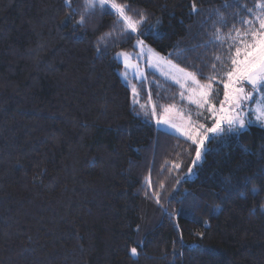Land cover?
I'll list each match as a JSON object with an SVG mask.
<instances>
[{
	"label": "trees",
	"instance_id": "obj_1",
	"mask_svg": "<svg viewBox=\"0 0 264 264\" xmlns=\"http://www.w3.org/2000/svg\"><path fill=\"white\" fill-rule=\"evenodd\" d=\"M259 1L117 0L148 15L144 44L204 83L224 59L216 29ZM92 12L0 0V264H264V127L213 141L189 176L196 146L156 119L192 105L153 70L135 102L116 55L136 41L98 52L118 17Z\"/></svg>",
	"mask_w": 264,
	"mask_h": 264
},
{
	"label": "snow or ice",
	"instance_id": "obj_2",
	"mask_svg": "<svg viewBox=\"0 0 264 264\" xmlns=\"http://www.w3.org/2000/svg\"><path fill=\"white\" fill-rule=\"evenodd\" d=\"M71 4V0H66ZM87 5L93 10L99 7L103 14H115L118 19L112 25L109 32L100 35L96 40V49L101 51V45L107 49V40L111 39L113 44L117 42L129 43L133 39L136 43L134 48H141L144 40L140 37L148 35L153 26L148 25V15L143 10L133 8L131 3H119L117 0H86ZM260 11H247L253 15V19L241 16L237 28L235 24L231 26L227 34H221V29L217 28L215 39L221 44L226 43L224 59L216 58L217 63L223 67V71L217 70V63L211 65L213 75L205 77V83H201L196 73H186L185 83L191 82L195 87L188 89L193 95L187 97L196 105L195 115L203 119L205 123L193 122L189 127L170 124L167 118L171 109H165L163 123L173 129L183 132L188 140L195 145V159L188 169V175L193 174V169L202 167L210 149L206 146V141L210 138L213 141L224 139L229 133L239 135L248 125L253 123L252 116L255 113L256 121L264 126V3L258 5ZM129 13H132L131 15ZM74 19V17H71ZM81 28L85 27V17L81 15L76 22ZM76 25H73L75 28ZM221 27H227L221 23ZM153 38H156L153 33ZM121 55H127L121 53ZM183 72V70H181ZM200 75H204L200 72ZM180 83V80H177ZM218 85L219 87H214ZM181 87H184L182 84ZM222 97V98H220ZM181 98L184 93L181 92ZM252 105H257L253 108ZM155 113V109H153ZM160 124V121H157ZM178 168L179 165H176ZM250 178H245V182ZM264 181V178H262ZM187 182V177L185 178ZM222 190L230 193L238 185L231 184L230 181L221 185ZM256 189H253L255 192ZM157 203L159 195L153 194ZM175 198V197H174ZM132 255L137 254V249H131Z\"/></svg>",
	"mask_w": 264,
	"mask_h": 264
},
{
	"label": "rangeland",
	"instance_id": "obj_3",
	"mask_svg": "<svg viewBox=\"0 0 264 264\" xmlns=\"http://www.w3.org/2000/svg\"><path fill=\"white\" fill-rule=\"evenodd\" d=\"M261 3H264V0H260L251 9L252 12H259L260 9L258 5ZM248 19H253V15L251 14V16ZM121 53H126L127 55H121ZM116 57L123 64L124 67L123 71L121 72V76L123 80L126 83H128L134 90L135 102L138 101L137 98L138 89L135 82L136 81L140 82L144 80L146 78V71L153 70L158 74H160L161 76H163L165 79L177 84L181 88V91L184 93V99L188 101L189 105H192V107H183L179 104H174L166 107L165 109H171V111L168 113L167 116V118L170 120V124L175 123L178 126L182 125L183 127L187 128L193 122L205 123L203 119H199L195 115L197 111L196 105L192 103L189 99H187L188 96L193 95L191 92L188 91V89L190 87H195V85H193L190 81L185 83V74L193 73V72L182 68L181 66H179L172 60L168 59L166 56L160 54L159 52H157L155 49H153L147 44H144L137 51H124V50L120 51L117 53ZM181 70H183V72ZM177 80H180V83H177ZM200 82L204 83L202 81ZM182 84L184 85V87H181ZM214 87H216V85H214ZM195 98L196 97L193 95V99ZM252 107L256 108L257 105H252ZM165 118H166L165 111H163L157 117L156 122L157 121L161 122L160 124L157 123L159 128L187 138L185 135H183L182 131L178 129H173L170 126V124L165 125L163 123ZM252 120H253L252 124L261 126L260 122L256 121L255 113L252 116ZM212 142L213 140H211V138L208 141H206L207 148L211 147ZM195 173H196V168L193 169V174L189 176L193 177Z\"/></svg>",
	"mask_w": 264,
	"mask_h": 264
}]
</instances>
